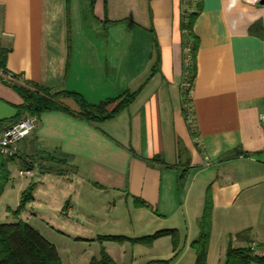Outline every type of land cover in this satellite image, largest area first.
Segmentation results:
<instances>
[{"label":"crops","instance_id":"obj_1","mask_svg":"<svg viewBox=\"0 0 264 264\" xmlns=\"http://www.w3.org/2000/svg\"><path fill=\"white\" fill-rule=\"evenodd\" d=\"M85 1L0 0V65L20 84L79 93L94 105L136 94L104 122L59 111L38 118L10 164L11 173L17 166L31 178L25 211L36 201L34 179L72 178L61 211L80 232L94 235L84 224L104 196L102 227L129 229L136 239L177 230V250L171 237L155 243L170 240L172 264H195L192 244L209 190L213 225L223 201L253 189L261 191L246 196L250 215L264 218L263 0L249 13L258 18L238 32L225 26L222 0ZM192 15L190 32L184 26ZM64 103L81 110L74 99ZM24 104L0 71V135L23 117ZM81 237L114 242L107 240L113 234ZM231 238L229 247L263 264L249 248H264V233L251 228Z\"/></svg>","mask_w":264,"mask_h":264},{"label":"rangeland","instance_id":"obj_2","mask_svg":"<svg viewBox=\"0 0 264 264\" xmlns=\"http://www.w3.org/2000/svg\"><path fill=\"white\" fill-rule=\"evenodd\" d=\"M81 1L82 5L86 3L85 0ZM91 23L94 25L95 21L91 20ZM12 168V184L9 185L5 195L0 199V225L19 222L28 223L57 247L62 257V264H92L94 259L100 260L102 258L104 251L116 262L118 260L120 264H172L175 262V257H169L170 240H166L167 244L162 242L160 245L156 244L155 241L153 245L145 246L134 243V240H136L135 235L129 229L121 228L120 231H116L109 227H102L101 220L106 215L102 206L104 196L97 197L98 202L102 201V203L96 202V205L92 208L93 214L97 217L92 218V221L86 223V225L84 224L88 228H95L94 235L80 232L82 226L79 227L76 220L67 219L61 211L65 204L64 200H68L66 196L69 195L67 192L71 190L72 178H58L54 175L41 182L34 179L33 187L35 191L33 195L36 201L21 215L17 214L20 194L30 187L31 178L20 176V167ZM63 169L66 172L65 168ZM13 186L15 187L13 188ZM65 190L67 191L65 192ZM260 191L261 189L249 190V192L241 195L238 200L236 196L231 197L223 201L222 205L218 207L207 264H228L227 251L232 235L251 228L256 233H264V218L256 219V217L251 216L246 200L248 195H257L260 194ZM118 208L120 209L119 212L124 215V207L120 206ZM127 217L129 218V215ZM128 221L130 222V220ZM247 226L252 227L247 229ZM83 234L93 238L99 235L113 234V237H117L118 240L111 243L105 242L104 244L100 241L96 243L78 242L77 236L82 235L81 238H85ZM117 234L126 237L115 236ZM167 261L168 263H166Z\"/></svg>","mask_w":264,"mask_h":264},{"label":"trees","instance_id":"obj_3","mask_svg":"<svg viewBox=\"0 0 264 264\" xmlns=\"http://www.w3.org/2000/svg\"><path fill=\"white\" fill-rule=\"evenodd\" d=\"M194 17L189 20L184 29L192 31ZM3 53L1 57L3 58ZM3 62V61H2ZM0 65V70L6 71L4 66ZM194 65V64H193ZM194 68V67H193ZM24 98L25 104L22 109L23 117L26 115L36 117L37 119L46 112H65L84 119L88 122H104L117 116L124 110L135 98V93H126L117 98L104 101L94 105L88 103L82 95L69 91H53L36 84L32 87L23 86L19 82L11 84ZM66 99H74L80 106V112L70 110L64 103ZM19 155L13 158L0 156V199L9 186L12 173L10 164L17 159ZM33 189L30 188L22 195L21 205L16 212L23 213L31 201ZM140 207H147L145 203L137 201ZM214 200L212 191L209 190L206 195L205 208L203 216L199 221L200 236L193 242L192 247L196 251L197 261L195 264H207L209 257V248L213 232ZM171 237L174 241L175 249L178 248V231L164 230L156 234L134 240L136 244L151 246L155 241L161 238ZM112 241L118 240L117 237L108 238ZM254 259L247 250L233 249L230 245L228 249V264H252ZM168 263V261L166 262ZM0 264H62L57 247L47 240L38 230L25 222L16 224L0 225ZM92 264H117L114 259L105 251L100 260L94 259Z\"/></svg>","mask_w":264,"mask_h":264},{"label":"built area","instance_id":"obj_4","mask_svg":"<svg viewBox=\"0 0 264 264\" xmlns=\"http://www.w3.org/2000/svg\"><path fill=\"white\" fill-rule=\"evenodd\" d=\"M261 0H259L260 2ZM190 49H188L187 54L189 55ZM187 61L190 63V58L187 56ZM1 71L2 78L9 84H14L19 82V78L11 72ZM260 121L264 129V113L260 116ZM38 119L26 115L19 122L8 127L0 135V156L13 158L19 155V144L30 137L33 132L38 127ZM21 175H25V172H21ZM69 216L72 217V214L69 213ZM250 253L252 256L257 257L263 261L264 264V248H262L258 243H253L250 248Z\"/></svg>","mask_w":264,"mask_h":264},{"label":"clouds","instance_id":"obj_5","mask_svg":"<svg viewBox=\"0 0 264 264\" xmlns=\"http://www.w3.org/2000/svg\"><path fill=\"white\" fill-rule=\"evenodd\" d=\"M259 4V0H222L221 13L223 22L233 32H238L258 16L250 15V10ZM264 8V7H262Z\"/></svg>","mask_w":264,"mask_h":264},{"label":"water","instance_id":"obj_6","mask_svg":"<svg viewBox=\"0 0 264 264\" xmlns=\"http://www.w3.org/2000/svg\"><path fill=\"white\" fill-rule=\"evenodd\" d=\"M262 3H264V0L262 1Z\"/></svg>","mask_w":264,"mask_h":264}]
</instances>
